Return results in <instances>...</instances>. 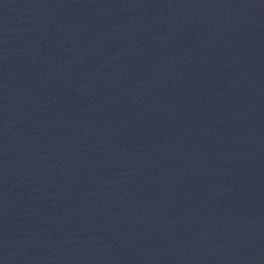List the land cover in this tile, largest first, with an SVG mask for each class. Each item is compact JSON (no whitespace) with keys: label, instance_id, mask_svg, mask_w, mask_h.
<instances>
[{"label":"water","instance_id":"water-1","mask_svg":"<svg viewBox=\"0 0 264 264\" xmlns=\"http://www.w3.org/2000/svg\"><path fill=\"white\" fill-rule=\"evenodd\" d=\"M0 264H264V0H0Z\"/></svg>","mask_w":264,"mask_h":264}]
</instances>
